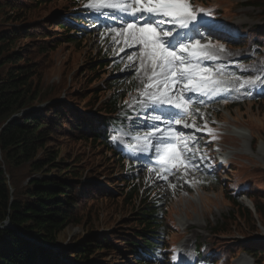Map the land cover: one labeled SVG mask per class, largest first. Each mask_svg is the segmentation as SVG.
<instances>
[{"label": "rangeland", "instance_id": "obj_1", "mask_svg": "<svg viewBox=\"0 0 264 264\" xmlns=\"http://www.w3.org/2000/svg\"><path fill=\"white\" fill-rule=\"evenodd\" d=\"M100 1L102 3H117V0ZM69 2V0H42V3L26 16L27 22L25 25L40 23L44 29L45 38L43 36L37 38L42 41L38 42L39 46L48 47L52 40L55 41L54 44L56 43L53 49L39 56L32 54V61L37 63L38 66V79L35 82L40 85V91L43 94L41 100L44 101L35 105H46L48 104L46 102L50 99L54 101L66 100L69 96L71 99V96L78 94L76 98L82 99V102L77 104V107L80 110L82 109V112L86 113L95 122V125L101 118L97 101L100 102L103 98L109 96V94H105V89L112 85L111 90H115L118 95L124 94L128 98V101L122 107L123 109L133 111L139 108L145 112L146 118L149 115L151 116L150 121L152 119L156 123L167 121L165 115L157 113L161 109L160 106L152 105L149 111L145 106H133L136 102L142 105L148 103L147 98L143 95V93L148 92L145 87L146 82L145 80L140 82V80L151 66L148 67L146 63L142 67L140 46L132 44L130 40L125 41L122 37H118V28L115 25H111L107 20H102L106 24H100L89 30V32L86 30L89 27L87 25L84 32H88V35L84 33L85 36L80 33L83 30L82 26L77 31L79 34L74 31L69 32L72 43H62L65 40V35L64 30L59 27L60 22L73 23L70 19L71 12H76L69 7ZM123 2L126 1L123 0ZM202 3L205 6L208 4L214 5L213 9L207 8L205 10L209 16L218 9L221 20L241 28L242 32H247L249 37L246 42H261L263 45L262 51H264V0H203ZM102 9L107 14L104 15L106 18H112L115 22L123 23V28L128 29L130 24L128 19L122 22L116 17H111L114 16V13L110 11V7H102ZM193 9L196 10L197 8L193 7ZM121 12L124 14L123 11ZM65 17L69 18L65 19ZM7 25L16 26L13 22L2 24L0 21V30L5 26L7 27ZM112 27H115V30H112ZM16 43V48L32 45V43H28V40H19ZM215 45L228 47L233 55L228 58L227 62L214 63V70L207 69L209 74L213 76H215V72L219 74L228 73L225 67L234 65L235 61L243 56L245 50H249L248 47L243 45H230L223 40H216ZM35 47H37V44L33 45V48ZM215 50L224 53L221 48ZM256 54L258 53L256 52ZM99 55H102L105 64L108 66L92 74L89 67L92 64L95 66L99 64ZM122 56H125V58L121 59ZM130 56L132 59H129ZM210 59L214 60L215 58ZM112 60L114 63L119 64L117 69L113 68ZM189 60L192 59L186 58L185 63L187 64ZM205 60L202 59L201 62ZM191 62L203 69L201 63H195L194 60ZM235 67H238L236 71L257 72L261 68L264 69V54H258L256 57L246 59L243 62L238 61ZM260 77L261 82L257 85V88L264 91V72L260 74ZM172 79L176 78L168 76L169 81ZM159 80L161 82L158 83L159 86L156 92L167 91L168 95L176 100L179 95L177 96L172 88L177 82L175 84L169 82L165 88L163 85L164 77H159ZM154 81L157 82L156 79ZM180 82L184 86L190 84V80L186 79H180ZM246 82V79L242 80V84H248L244 90H236L226 95V98L224 96L223 103L213 101L214 96L211 95L207 100H198L197 103L201 105L199 107L195 106L193 109L196 108L197 110L198 121L204 120L202 116L200 117V112L203 111L205 114L212 116L211 121H215L223 127L224 130H222L225 135L221 140L225 149L230 152L231 161V170L224 174L223 182L226 184L234 183V185L246 184L248 191L252 194L250 201L247 202L244 197H239L237 201L241 208L237 209L233 206L230 199H228L227 189L217 182L216 176H207L205 170H203L205 159L195 160L192 166L199 168L188 174L191 177L194 189L186 187L182 183L176 184L174 173L170 169H166L164 172L165 166L162 161L166 149L163 148L164 141L160 140L161 134H158L154 154L157 161L161 162H158V165H146L141 171L143 184L151 181L156 185V196L152 200H159L156 205H159L158 211H160L159 217L162 223L157 231H166V234H163V240H166L169 245V252H167L161 239H158L160 255H157L156 263L153 264H172L171 257L172 253L177 252L176 247H174L177 243H184L189 246L188 251L184 253V260H182V263L180 262V264H189L194 261L197 242L208 243L211 246V252L218 257H223L225 264H238L240 258H246L248 263L251 264L253 260L245 254V251H241L240 247L244 245L246 250L258 249L260 255L257 256V263L264 264V212L262 216H259L252 211L254 210V204L257 203L264 209V158L260 159L258 157L260 155L257 153L258 147L264 145V101L255 103L254 100L253 103L250 102V95L255 86ZM148 84L152 85L151 79H149ZM149 88H152V86ZM135 91H138L139 94H133ZM214 106H218L219 109V113L216 115L213 110ZM182 111L179 110L181 113ZM152 115L155 117L160 116L161 119L156 120ZM69 116L70 114H68V120L70 121ZM76 116L77 114L74 115L75 118ZM138 121L139 125L148 123L146 120ZM143 121L144 124H141ZM233 127L244 128L249 133L248 146L250 145V148L248 147L247 152L240 146L241 139L228 132L234 129ZM115 133L116 131L112 130L110 134L117 146ZM61 146L63 153L74 159L84 170L83 176H88L86 178L90 180V186L92 187L89 191L92 189L97 194L93 198L86 199V202L80 207L78 211L79 225L69 226L60 233L56 249L58 255L61 254L64 247H74L72 243L82 239L84 234L88 232H95L105 237H108L112 232L115 235H129L131 229H135L133 223L136 220L137 213L141 211V207L137 206L139 199L128 203L124 199L125 196H118L119 191L115 188H113L110 198L99 195L96 191L98 187H102L105 183L110 184L111 180L117 179L120 184L125 182L122 181V177L119 178V175L124 176L127 170L120 169L119 162L112 153L106 150L98 141H95L91 135L86 140H70L68 143H61ZM179 160L181 161V158ZM156 167L159 169L157 172L153 171ZM213 169L217 172L214 162ZM24 178V175L21 174V179ZM201 178L203 182L200 180ZM246 205H253V207L248 206L247 208ZM245 208L255 218L254 225L245 218ZM182 218L186 222L181 223L178 221ZM195 218L200 219V224H195ZM213 231H215L214 234ZM161 236L160 233V238ZM169 242L173 244L172 247ZM130 257V255L127 257L128 261L132 260ZM180 257L181 254H178L177 263ZM74 260V258L68 257L62 259L66 264H70ZM103 263L124 264V260L114 253L108 255Z\"/></svg>", "mask_w": 264, "mask_h": 264}, {"label": "trees", "instance_id": "obj_2", "mask_svg": "<svg viewBox=\"0 0 264 264\" xmlns=\"http://www.w3.org/2000/svg\"><path fill=\"white\" fill-rule=\"evenodd\" d=\"M69 1L72 9V0ZM40 3L42 0H0V21L2 24H16L0 30V264H66L62 261L66 257L74 258L73 262L77 264H104L103 260L114 253L124 260V264H150L146 261L156 252L154 240L162 224L150 196L153 187L140 191L126 176L122 181L127 183L111 180L110 184L105 183L96 191L110 198L115 188L119 191L118 196H125L128 203L139 199L137 206L141 207V211L137 213L133 223L135 229H131L129 235L112 232L105 237L88 232L72 243L73 248L64 247L60 255L39 245L58 244L61 232L69 226L79 225L78 211L82 204L97 194L92 189L89 191L92 187L86 178L88 176H83L84 170L80 165L63 153L61 143L86 140L91 135L111 151L104 128L109 118L115 117L120 96L109 89L112 85L105 89V94L109 96L97 101L101 118L95 125L77 107L82 102V99L76 98L78 94L71 99L69 96V100L50 99L43 107L33 108L44 101L41 100L40 85L35 82L38 66L32 61V54L39 56L56 45L52 40L48 47L39 46L38 42L42 41L37 38H45L43 27L40 23L25 25L28 13ZM74 20L82 22L79 18ZM59 27L65 35L62 43H72L69 32L74 28L63 22ZM19 40H28L32 45L16 48ZM35 44L37 47L33 48ZM105 63L99 55V64L90 65L89 71L97 73L105 69ZM111 153L116 158L115 151ZM21 174L24 179H21ZM79 188H82L80 193ZM245 192L252 196L248 190ZM228 199L237 209L241 208L236 195L228 192ZM254 207L255 214L262 216L264 209L259 203ZM244 214L254 225L255 218L247 208ZM6 220L8 226H5ZM240 248L249 252L255 260L260 255L258 249L246 250L244 245ZM129 255L131 261H128Z\"/></svg>", "mask_w": 264, "mask_h": 264}, {"label": "snow or ice", "instance_id": "obj_3", "mask_svg": "<svg viewBox=\"0 0 264 264\" xmlns=\"http://www.w3.org/2000/svg\"><path fill=\"white\" fill-rule=\"evenodd\" d=\"M98 8L110 7L116 8L123 12H130L133 16L137 13L144 14L146 17L145 22L142 26H136L134 24L128 25V39L132 44L141 45V65L145 66V62L152 68V75L149 79H156L157 83H160L159 77H164L163 85L166 88L168 83L175 84L176 79L168 80V76L177 77L179 79L193 80L196 76H201L202 80H206V76L201 75V69L198 65L192 64L191 60L185 63V58L176 54L174 50V44H179L181 52H189L191 57H197L199 55L207 56V52L204 51L209 45H200L197 41L194 45L189 46L181 43L177 37H173L172 31H163L162 29L158 32L159 25L155 24V21L151 19L154 16L172 17L173 22L179 24L180 28H188L192 24L193 28H198L195 23L198 18V12H204V9L194 10L188 0H131V2L125 3H101L96 5ZM171 39L165 43L164 38ZM131 46V45H130ZM221 51L223 48L221 46ZM129 59H132L130 56ZM246 83L252 84L254 81H247ZM152 85H145L146 88ZM244 85L242 84L241 87ZM197 90H200L199 85ZM143 95L154 103L161 104H174L178 109L187 110V103L182 99L178 98L173 100L167 93V91L159 92H145ZM156 120L161 119L160 116L155 117ZM176 123L181 121L176 120ZM189 127L188 124L184 125ZM156 131H160L158 128ZM211 131V130H209ZM155 135V132L151 133ZM166 154L163 156V163H171L175 167L176 163H183L179 160V154L176 152L175 145H165ZM159 151V148L157 149ZM175 259V257H174Z\"/></svg>", "mask_w": 264, "mask_h": 264}, {"label": "bare ground", "instance_id": "obj_4", "mask_svg": "<svg viewBox=\"0 0 264 264\" xmlns=\"http://www.w3.org/2000/svg\"><path fill=\"white\" fill-rule=\"evenodd\" d=\"M227 12V11H226ZM225 12V13H226ZM139 13H137L136 15H138ZM165 39V41H167V39L168 38H164ZM200 45H208V44H200ZM204 51H207V52H210V53H215L217 50H215V48H213L212 46H210L209 45V47L207 48V49H205ZM218 52V54H220L221 52H219V51H217ZM202 74H205L204 72H201V75ZM199 86H201L200 87V90L201 91H203V92H205V91H207V92H209V91H212V90H224L226 87H232V89H233V87H234V84H233V82L232 81H230V80H222V79H212V80H208V81H206L204 84H202V85H199ZM227 92V91H226ZM193 93L194 92H192V91H190V90H188V87H186L185 89H183V92H182V94L185 96V97H190V95H193ZM185 124H187V123H182V125L181 126H184ZM235 137H237V138H239V139H241V144H240V146H241V148L242 149H244V150H246V152L248 151V149L250 148L249 146H248V140H249V133L244 129V128H235V129H233V130H231L230 131ZM231 134V135H232ZM249 147V148H248ZM239 148V147H238ZM257 153L260 155V156H258L260 159H262V158H264V145L262 144V145H260L259 147H258V149H257ZM258 159V158H257ZM184 166H185V164H184ZM195 220V224H200V219L199 218H195L194 219ZM179 222H186L185 220H184V218H182V219H179L178 220ZM190 223V222H189ZM183 245L184 244H181L180 246L181 247H183ZM181 263H182V261H181ZM238 264H248V261L246 260V258H240L239 260H238ZM250 264V263H249Z\"/></svg>", "mask_w": 264, "mask_h": 264}, {"label": "water", "instance_id": "obj_5", "mask_svg": "<svg viewBox=\"0 0 264 264\" xmlns=\"http://www.w3.org/2000/svg\"><path fill=\"white\" fill-rule=\"evenodd\" d=\"M8 223H9L8 220H6V221H5V226H8Z\"/></svg>", "mask_w": 264, "mask_h": 264}]
</instances>
